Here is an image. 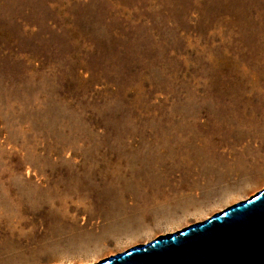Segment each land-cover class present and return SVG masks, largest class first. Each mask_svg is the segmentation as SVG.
Listing matches in <instances>:
<instances>
[{"label":"rangeland","instance_id":"rangeland-1","mask_svg":"<svg viewBox=\"0 0 264 264\" xmlns=\"http://www.w3.org/2000/svg\"><path fill=\"white\" fill-rule=\"evenodd\" d=\"M264 188V0H0V264H94Z\"/></svg>","mask_w":264,"mask_h":264},{"label":"water","instance_id":"water-1","mask_svg":"<svg viewBox=\"0 0 264 264\" xmlns=\"http://www.w3.org/2000/svg\"><path fill=\"white\" fill-rule=\"evenodd\" d=\"M96 264H264V188L179 232Z\"/></svg>","mask_w":264,"mask_h":264},{"label":"bare ground","instance_id":"bare-ground-1","mask_svg":"<svg viewBox=\"0 0 264 264\" xmlns=\"http://www.w3.org/2000/svg\"><path fill=\"white\" fill-rule=\"evenodd\" d=\"M254 195H255V194H254ZM254 195H253V196H254ZM251 197H252V196H251ZM251 197H250V198H251ZM170 234H171V233H170ZM94 264H96V263H94Z\"/></svg>","mask_w":264,"mask_h":264}]
</instances>
